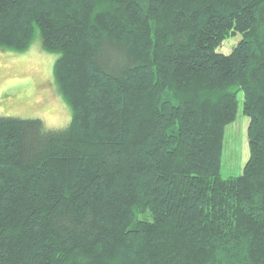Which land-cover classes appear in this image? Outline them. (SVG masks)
<instances>
[{
	"label": "trees",
	"instance_id": "16d2710c",
	"mask_svg": "<svg viewBox=\"0 0 264 264\" xmlns=\"http://www.w3.org/2000/svg\"><path fill=\"white\" fill-rule=\"evenodd\" d=\"M38 34L72 118L0 116V264H264V0H0V51Z\"/></svg>",
	"mask_w": 264,
	"mask_h": 264
},
{
	"label": "rangeland",
	"instance_id": "374dc122",
	"mask_svg": "<svg viewBox=\"0 0 264 264\" xmlns=\"http://www.w3.org/2000/svg\"><path fill=\"white\" fill-rule=\"evenodd\" d=\"M235 44L234 40L226 42L223 50L228 52ZM57 57L43 50L39 34L24 53L0 51V116L40 119L47 129L68 126L72 112L56 85ZM243 101L241 92L237 120L226 129L221 169L224 178L243 174L250 158V120L243 113Z\"/></svg>",
	"mask_w": 264,
	"mask_h": 264
}]
</instances>
